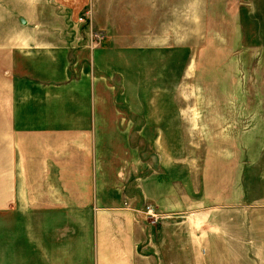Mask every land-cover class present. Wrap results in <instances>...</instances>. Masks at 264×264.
<instances>
[{"label":"rangeland","instance_id":"374dc122","mask_svg":"<svg viewBox=\"0 0 264 264\" xmlns=\"http://www.w3.org/2000/svg\"><path fill=\"white\" fill-rule=\"evenodd\" d=\"M175 3V15L162 17L161 35L169 30L192 49L141 51L121 67L97 71L112 80L104 104L162 111L145 112L143 127L134 119L128 128L113 122L97 129L96 176L60 177L61 165L88 163L82 153L60 160V145L43 155L39 145L32 153L23 146L11 164L0 160V264L50 260L67 219L61 196L88 200L76 185L89 180L123 189L137 207L153 203L147 190L163 187L167 199L188 206L187 215L208 218L205 264H264V0ZM90 7L87 0H0V90L15 71V52L71 42L79 62L87 61L85 49L104 39L91 44L90 32L101 31L91 25ZM118 149L126 160L118 161ZM8 168L16 175H4ZM66 184L72 191L60 192Z\"/></svg>","mask_w":264,"mask_h":264},{"label":"crops","instance_id":"0c3cea01","mask_svg":"<svg viewBox=\"0 0 264 264\" xmlns=\"http://www.w3.org/2000/svg\"><path fill=\"white\" fill-rule=\"evenodd\" d=\"M87 1L91 3L87 12L91 25L104 36L101 44L85 49L87 61L79 62L81 55L77 49L71 50L72 45L76 46L71 42L58 46L39 44L30 51L15 52V71L9 74L6 88L0 90V160L11 164L23 146L32 153V147L39 145L43 155L49 146L54 151L53 146L60 145L56 149L60 160L74 162L80 159L74 155L82 153V160L88 162L84 168L61 165L60 177L91 178L97 175V129L110 128L113 122L128 128L129 120L135 123L134 119L143 127L145 112L162 111L158 106L147 109L104 104L101 98L107 96L105 92L114 93L112 80L97 71L111 70L113 65L121 67L141 51L192 49V44L171 37L169 30L161 35L162 17L176 13L175 0ZM123 32L129 35H121ZM129 113L137 116L129 117ZM117 151L118 161L127 159L123 149ZM4 175L16 174L8 168ZM89 183L90 180L76 185L89 193L88 200L61 196L60 210L67 219L62 221L60 234L53 238V248H57L51 249V259L42 264H205L202 248L209 241L208 218L187 215L188 206L167 199L168 191L163 187L153 193L147 190L153 203L137 207L129 202L123 189ZM67 186L63 185L60 192L70 193ZM148 204L162 214L156 223H151L144 213ZM70 210L76 212L69 213ZM69 223L73 231L65 227ZM44 241L49 248V237Z\"/></svg>","mask_w":264,"mask_h":264},{"label":"built area","instance_id":"2783aa9c","mask_svg":"<svg viewBox=\"0 0 264 264\" xmlns=\"http://www.w3.org/2000/svg\"><path fill=\"white\" fill-rule=\"evenodd\" d=\"M81 21H85L86 18L83 16H80L79 18ZM103 39V35L101 32L99 31H91L90 32V40H91V44H99V42ZM144 213H146V216L148 218V220L151 223H156L158 222L161 217L162 214L160 212H158L152 205L148 204L145 209H144Z\"/></svg>","mask_w":264,"mask_h":264},{"label":"water","instance_id":"95a60500","mask_svg":"<svg viewBox=\"0 0 264 264\" xmlns=\"http://www.w3.org/2000/svg\"><path fill=\"white\" fill-rule=\"evenodd\" d=\"M24 22V21H23Z\"/></svg>","mask_w":264,"mask_h":264}]
</instances>
